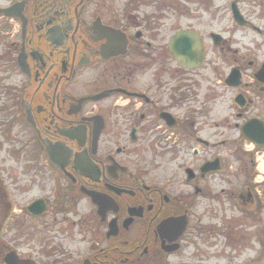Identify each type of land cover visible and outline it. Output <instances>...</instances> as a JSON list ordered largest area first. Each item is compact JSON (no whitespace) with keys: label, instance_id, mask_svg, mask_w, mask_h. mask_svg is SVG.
<instances>
[{"label":"flooded vegetation","instance_id":"1","mask_svg":"<svg viewBox=\"0 0 264 264\" xmlns=\"http://www.w3.org/2000/svg\"><path fill=\"white\" fill-rule=\"evenodd\" d=\"M142 3L0 0V264L217 259L200 240L264 261V0L207 35ZM180 31L202 61L172 55ZM24 219L48 232L31 256L2 237Z\"/></svg>","mask_w":264,"mask_h":264},{"label":"rangeland","instance_id":"2","mask_svg":"<svg viewBox=\"0 0 264 264\" xmlns=\"http://www.w3.org/2000/svg\"><path fill=\"white\" fill-rule=\"evenodd\" d=\"M228 1L229 0H212V12L210 15L212 16V20L210 28L207 27L209 17H207L208 15L205 13L204 0H143L142 4H138V9L136 10L154 16H200V19L194 21V25L200 29L202 33L207 35L209 30L224 31L238 28L229 13ZM190 23L191 22L188 20L181 19L182 25H188ZM233 38H237V36ZM11 83L12 81L7 80L5 86ZM11 156H13V154L8 152L6 147L1 149L0 158L8 159ZM47 235V230H42L39 235L35 236L29 226V220L24 219V223L22 222V224L12 225L10 223L6 233H4L2 237L4 241L9 244V246H12L21 256H31L33 255L31 246L35 243L36 245L39 243L41 244V239ZM69 236L77 235L73 234ZM199 242V252H218L219 254V256H216L217 259L209 260L207 263L203 262L202 264H242L248 262L249 258L245 253L238 257L236 253L230 254L229 249L226 250V252H222L220 245L211 250L206 248L205 240H200ZM3 253L4 251L0 250V258ZM263 263L264 261H260V264Z\"/></svg>","mask_w":264,"mask_h":264},{"label":"water","instance_id":"3","mask_svg":"<svg viewBox=\"0 0 264 264\" xmlns=\"http://www.w3.org/2000/svg\"><path fill=\"white\" fill-rule=\"evenodd\" d=\"M174 48H176L174 50ZM172 55L183 65H191L202 61L204 57V49L202 41L197 33L190 31H180L173 36L170 43ZM6 264H35L32 261H20L13 252L5 257Z\"/></svg>","mask_w":264,"mask_h":264}]
</instances>
